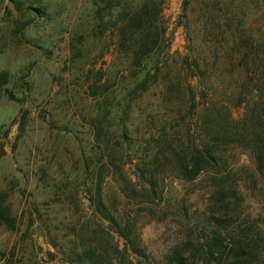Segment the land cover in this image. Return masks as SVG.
<instances>
[{"label":"rangeland","instance_id":"obj_1","mask_svg":"<svg viewBox=\"0 0 264 264\" xmlns=\"http://www.w3.org/2000/svg\"><path fill=\"white\" fill-rule=\"evenodd\" d=\"M143 1L152 8L151 61L183 71L198 91L210 85L231 94L247 71L231 59L233 45L251 38L264 46V0H0V197L16 220L14 230L0 225V264H70V228L94 215L84 174L95 158L137 181L142 140L168 123L158 89L144 99L127 95L152 69L135 64L140 34L129 29ZM188 63L202 66L198 78ZM234 105L240 118L244 109ZM237 154L255 168L248 154ZM106 183V194L119 191V181ZM167 189L192 213L210 195L204 177L170 178ZM248 206L260 213L264 202L249 196ZM179 213L143 226L148 264H164L189 236Z\"/></svg>","mask_w":264,"mask_h":264},{"label":"trees","instance_id":"obj_2","mask_svg":"<svg viewBox=\"0 0 264 264\" xmlns=\"http://www.w3.org/2000/svg\"><path fill=\"white\" fill-rule=\"evenodd\" d=\"M150 3L143 1L135 8L129 29L140 34L132 47L135 64L145 72L151 62L152 69L127 95L144 99L153 88L158 89L168 123L142 140L135 164L137 181L122 170L101 166L102 155L93 160L95 166L87 164L84 179L90 186L94 215L79 223V228H70L74 247L65 255L66 262L148 264L143 226L163 221L175 211L184 214L180 217L186 219L189 236L165 255L164 264H264V207L254 213L248 206L249 196L264 202V46L251 38L233 45L231 59L247 71L234 80L237 89L231 94L222 97L210 85L198 91L189 78L183 81V71L165 70L158 59L151 61ZM188 66L190 78H198L197 70L202 66ZM234 103L244 109L240 118L233 116ZM126 104L129 108L130 99ZM239 150L252 158L254 169L239 163ZM2 152L0 137V158ZM108 157L114 161L112 153ZM201 177L210 190L202 212L192 213L181 200L169 198L170 178L191 184ZM109 179L119 181V191L106 194ZM2 201L0 197V225L14 230L16 220ZM130 208H137L139 213L133 215Z\"/></svg>","mask_w":264,"mask_h":264}]
</instances>
